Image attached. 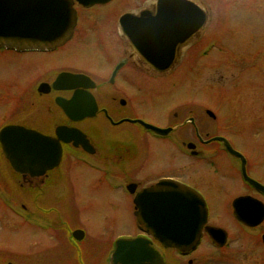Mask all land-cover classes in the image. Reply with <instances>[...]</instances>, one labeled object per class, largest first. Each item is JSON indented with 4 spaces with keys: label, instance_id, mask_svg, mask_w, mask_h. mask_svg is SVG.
Listing matches in <instances>:
<instances>
[{
    "label": "rangeland",
    "instance_id": "1",
    "mask_svg": "<svg viewBox=\"0 0 264 264\" xmlns=\"http://www.w3.org/2000/svg\"><path fill=\"white\" fill-rule=\"evenodd\" d=\"M146 1L114 0L107 7L96 9V15L104 16L102 25L106 30L114 14L117 17L123 10L136 9ZM193 1L209 13L200 39L207 45V55L188 61L181 57L164 75H149L141 69L137 77L126 78L125 92L130 95L131 105L124 112L156 124L172 120L174 113L180 117L184 110L196 118L200 115L208 135L225 132L232 146L250 162V174L264 182V0ZM94 40L92 31L85 34L83 49L89 51L83 54L76 52L77 43L53 56L0 52V93L13 94L25 88L26 113V93L50 74L53 66L79 63L82 55L90 60L89 66L85 63L87 67L100 60L92 51ZM129 70L132 71L127 66L126 71ZM29 95L34 96L33 92ZM5 100L7 97L1 95L0 125L18 116L12 108L6 109L9 104ZM206 109L215 112L218 121H213L204 112ZM38 115L33 123L47 127L44 115ZM235 121L239 122L237 130L232 127ZM250 121L259 123L244 127ZM93 123L99 129L92 135L102 140L104 151L118 152L113 155L118 159L136 155L141 145L136 123L125 122L116 127ZM149 144L154 148L163 145L155 140ZM150 155L153 170H172V157L166 150L152 149ZM206 178L209 180L208 175ZM16 183L17 175L8 168L0 147V264H107L112 244L136 233L131 197L112 190L101 172L81 163L63 162L39 191L26 192ZM229 187L235 190L238 185ZM208 190L212 218L225 221V206L220 203L225 196L223 190ZM25 203L27 211L37 219L49 222L52 218L56 227L43 230L32 217L27 221ZM74 230L83 232L80 241L72 238ZM249 250V260L243 264H264V251L256 240L243 248L244 252Z\"/></svg>",
    "mask_w": 264,
    "mask_h": 264
},
{
    "label": "flooded vegetation",
    "instance_id": "2",
    "mask_svg": "<svg viewBox=\"0 0 264 264\" xmlns=\"http://www.w3.org/2000/svg\"><path fill=\"white\" fill-rule=\"evenodd\" d=\"M113 1L108 0L104 3L84 6L74 0L72 6L76 11V24L72 35L62 45L53 49L20 51L0 48V52L53 56L67 49L69 44L77 43L76 52L83 54L89 51L83 49L84 36L87 32L92 31L95 34L92 51L97 53L100 58L94 63L93 67L85 65V63L87 65L90 63L86 55L81 56L79 63L60 64L62 66L59 67L53 66L50 74L39 79L35 87L26 93L29 101V109L26 113L25 88L13 94L0 93V96L5 95L7 97L5 101L10 107L8 106L6 109L12 108L15 110L14 112H18L17 119L4 121L0 125V130L7 125H19L51 137H57L56 128L59 126L65 128V134L69 135L67 132L73 133L72 130L76 132L74 140L72 139L70 142L60 140L62 148L61 160L56 167L46 171L43 176L31 177L29 174H20L11 167L5 158L8 168L17 175L16 184L25 189L26 192L39 191L48 182L51 175H56L63 162L81 163L89 169L101 172V175L106 179L112 190H118L123 195L131 197L136 233L124 238L145 237L151 240V246L161 255L163 264H243V262H247L251 251L249 250V253L244 252L243 248L252 246L254 240L264 251V219L256 226H251L238 220L233 215V203L240 199L239 203L242 206L256 200L264 207V182L250 174V162L241 151L232 146L224 135L225 132L208 135L202 121L203 118L200 115L196 118L192 113L184 110L180 117L174 113V120L168 119L164 124H156L143 121L124 112L131 105L130 95L125 92L124 83L126 78L137 77V71L141 69L153 76L164 75L169 71H154L143 64L130 42L121 32L119 23L121 15L127 12L137 13L144 9L151 0H147L141 7L136 9L123 10L117 17H115L117 14H114L109 28L105 30L102 25V22H105V18L104 16H97L96 9L107 7ZM82 22L85 24H82ZM207 23L199 31L198 35L192 39L189 46L184 49L182 58L187 57L188 61L189 58L193 60L195 57L201 58L207 55L209 50L205 47L207 46L206 43L200 42ZM112 39H115V41L111 42L110 40ZM212 48L211 46L210 49ZM127 66L132 71H126ZM61 73L79 74L85 78L74 81L60 80L57 82L56 87L54 83H56V78ZM74 84H76L75 87L72 86ZM31 92H33L34 96L29 95ZM75 93L77 94L75 96L76 104L74 103L73 108L76 111L71 112L69 116L55 103V100L56 98L70 100ZM92 104L96 106L94 114L81 119L78 118L85 115V112ZM204 112L213 121H218V116L212 110L206 109ZM39 113H42L46 118L47 127L37 126L33 123ZM71 116L78 119L73 120ZM138 120L158 127L164 130V133L159 134L151 131L140 122H136ZM94 121L113 127L125 122L136 123L141 140V145L136 155H127L118 159V157L113 156L119 155L118 152L104 151V147L101 144L102 140L99 141L98 138L92 135L98 132L99 129L98 126L94 125ZM258 123V121H250L244 127L249 128V126L258 125ZM238 126V121H235L232 125L235 130L238 129ZM190 132L192 138H189ZM147 138L150 139L149 142ZM85 140H87L86 149L80 144L85 142ZM153 140L159 141L163 145L160 144L162 146L157 145L154 148V145L149 144ZM209 146L210 148H207ZM228 147L240 155L231 154ZM152 149L155 152L166 150L171 155L172 158L169 162L171 171H156L150 167ZM206 166L207 168L210 167V169H207ZM207 175L209 180L206 178ZM162 180L171 181L180 186L184 185L194 190L205 202L207 221L201 229L199 242L192 250L163 247L150 233L149 227L144 221L142 205L152 206L153 193H158L155 187ZM253 182L260 186H255ZM234 183L238 185L235 190L229 187ZM1 184L4 185V183ZM210 187L223 190L224 192L225 196L220 203L225 206V221L212 218L211 201L208 194V188ZM169 188H172V185L167 184L166 187L159 189V191L167 192ZM27 207L28 205L25 203V212H28L26 215L27 221H29V217H32L35 223L37 224L38 222L43 230L49 231L56 227L52 218L48 220L49 222H44L43 219L39 220L34 216V213L27 211ZM112 245L110 253L114 249V243Z\"/></svg>",
    "mask_w": 264,
    "mask_h": 264
},
{
    "label": "water",
    "instance_id": "3",
    "mask_svg": "<svg viewBox=\"0 0 264 264\" xmlns=\"http://www.w3.org/2000/svg\"><path fill=\"white\" fill-rule=\"evenodd\" d=\"M84 6L108 0H76ZM74 0H0V48L12 50L53 49L72 35L76 24ZM209 13L193 0H151L139 12H127L119 19L121 32L130 42L140 61L154 71H170L182 57L184 49L208 21ZM79 74L61 73L60 80H78ZM73 87L76 84L72 85ZM70 100L56 98L55 103L70 116L76 111L75 96ZM76 104V103H75ZM95 104L82 117L92 116ZM73 120L78 118L72 117ZM142 123L158 133L164 130ZM56 128V136L43 135L19 125H7L0 130V147L11 167L20 174L43 176L56 167L62 154L60 140H74V132L64 133ZM67 137H66V136ZM87 148V140L81 142ZM233 155H240L228 147ZM255 186L260 185L253 182ZM172 185L167 192L159 189ZM152 197V206L142 205L143 216L150 233L165 248L194 249L199 242L201 229L207 221L204 200L194 190L162 180ZM240 200V199H239ZM233 203V215L240 221L256 226L264 219V207L253 200L250 204ZM76 239L83 232L74 230ZM264 241V236H263ZM145 237L119 238L109 255L107 264H163L161 255Z\"/></svg>",
    "mask_w": 264,
    "mask_h": 264
}]
</instances>
